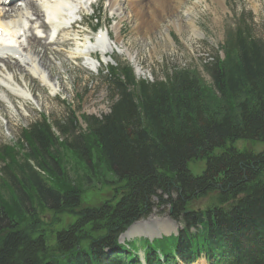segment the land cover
<instances>
[{"label":"trees","instance_id":"1","mask_svg":"<svg viewBox=\"0 0 264 264\" xmlns=\"http://www.w3.org/2000/svg\"><path fill=\"white\" fill-rule=\"evenodd\" d=\"M223 50L208 66L211 85L187 70L150 82L128 64L112 67L108 114L83 115L82 129L70 109L65 120L24 130L20 149L2 147L0 264H143L139 249L144 264H264V148L234 147L264 146V41L239 28ZM68 156L88 186L103 165L112 199L83 207L86 191L69 179ZM200 161L206 170L193 176L189 165ZM212 194L214 206L190 210ZM155 199L172 208L178 235L119 244L152 215ZM39 213L53 214V225L74 218L53 247Z\"/></svg>","mask_w":264,"mask_h":264},{"label":"rangeland","instance_id":"2","mask_svg":"<svg viewBox=\"0 0 264 264\" xmlns=\"http://www.w3.org/2000/svg\"><path fill=\"white\" fill-rule=\"evenodd\" d=\"M109 1L95 2L89 0V4H91L89 8L87 6L88 0H77L75 10L77 12L79 9L81 12L74 15V17L76 16L74 20L82 21V23H77L78 25L75 28H69L66 32L59 34L57 44L54 47L49 46L51 51L58 52L60 57H54L49 52L46 55V60L50 63L52 72L50 74V71L44 68L40 70L44 71L46 76L49 77L51 85L59 87L58 92L52 94V90L42 85L37 80L36 75H34V79L27 76L28 87L32 93V98L27 102H22L15 97L10 102L7 96L1 93L5 90H1L0 97L4 100V107H2V113L0 112V149L5 146L20 149L22 144H25L22 137L24 130L43 118L48 119L51 123L65 120L70 109L75 112L76 119H78L82 129H85L81 119L83 115L101 118L108 114L110 110L109 94L113 90L106 78L109 76L108 71L112 67L118 69L120 65L128 64L133 68L137 79H145L150 82L165 80L167 75H171L178 70H187L196 73L206 84L211 85L212 80L207 72L208 66L213 64L216 59H224L225 51L223 47L231 33L233 34L239 28H245L249 30L252 37L264 41V0H227V8L221 7L212 0H206L189 14L186 12L192 9L196 2L195 0H185L184 5L180 7L181 9H178V18L183 19L186 27L188 25L187 19L191 17L199 29L200 35L194 36L187 31L179 32L174 25L167 22H162L161 27L150 35H145L143 32L141 34L135 33V22L125 14L123 15L125 16L124 21L120 25V34L123 37L124 44L118 42L116 50L106 58L98 53L96 58L101 59L99 64L101 62L103 64L98 66V71L92 72L86 64L87 59H90V57L84 55L81 58L74 57L77 52L76 43L80 44L83 41L95 39L100 32H103V35L109 32L111 38L116 39L115 26L120 22V11L117 13V8L112 9ZM120 1L119 3L123 4L125 0ZM21 5L22 1H18L12 3L9 7H15L17 10L21 8ZM9 7L3 6L0 7V10ZM22 7L24 6L22 5ZM30 12L32 13V11ZM29 18L34 19L33 25L39 22V27L45 22L43 14H41L39 20H36L37 17L35 16ZM98 23L101 29L96 34L91 33ZM29 26L32 25L29 24L27 27ZM76 34L79 35L76 37L78 40L74 41ZM42 35H44L43 31ZM168 36L172 38V41L169 40ZM30 38V32L28 37L24 36L23 54L34 59V56L26 50V40ZM68 38L71 41L63 46L62 42ZM41 40L44 41L42 45H45V39L42 38ZM108 44L112 47L115 45L114 42H108ZM125 48L128 49L131 57L124 53L123 49ZM5 61L0 60V66L5 65L11 71H16L20 67L26 75L25 68L18 66L15 60ZM104 63L106 64L104 65ZM234 147L241 151L249 150L254 153L262 152L264 148L260 143L247 141L237 142ZM216 153H219V151ZM64 162L71 182L79 183L80 187L83 186L82 190L86 191L83 196V207H99L104 202L112 199L113 190L107 186L111 175L104 172L103 165L99 164L97 169L100 173L99 176L103 175V177L96 178L88 186V183L84 181L85 171L80 166L81 164L70 156L65 158ZM2 169L3 163L0 161V177L2 176ZM205 170V161L189 165V171L196 177L201 176ZM216 197V194H212L190 206V210L208 209L214 206ZM155 203L156 207L152 215L148 219L140 221L136 230L130 236H121L120 244L138 241V245H141V240L159 241L162 237L169 239L172 234L174 236L178 235L182 227L171 218V209L159 206L156 199ZM39 216L45 222L43 230L47 233L48 244L51 247L54 246L55 233L74 223V218L68 215L63 216L60 222L55 225L52 224L53 214L39 213ZM136 253L144 263L143 250L139 249ZM178 263L183 264L180 261ZM195 264H207V262L202 258Z\"/></svg>","mask_w":264,"mask_h":264},{"label":"bare ground","instance_id":"3","mask_svg":"<svg viewBox=\"0 0 264 264\" xmlns=\"http://www.w3.org/2000/svg\"><path fill=\"white\" fill-rule=\"evenodd\" d=\"M22 5L20 9L15 7L7 8L0 11V30L2 35L0 36V60H15L18 66L25 68L24 71L18 67L16 71H11L8 67L0 66V92L7 96V99L12 101L13 97L21 100L22 102H27L32 98V93L29 90L27 76L34 79V75L37 76V80L44 86L49 87L52 90V94L58 92L59 87L57 85H51L49 77L46 76L41 68L48 69L50 74L52 72L50 63L46 60L49 52H51L54 57H60L58 52H53L49 48L50 44L45 43L42 45L43 40L38 35L31 36L30 39L26 40L27 48L26 50L34 56V59L27 57L23 54L24 34L21 31L27 28L29 24L33 25V18L37 17L36 20L41 18V14L47 20L41 24V28L47 33H51L52 29H58L59 34L66 32L67 29H73L78 24H72L74 15L76 14L75 3L77 0H20ZM120 0H110L111 8H117L116 12L120 11V22L116 24L115 29L117 31L116 39L111 38V34L106 32H100L95 37V41L87 40L80 44L76 42L75 58H81L82 55L90 58H94L97 53L106 58L111 53L116 50L118 42L123 43V37L121 36V23L124 21L127 15L129 19L135 22L134 32L135 33H145V35H150L154 31L158 30L162 22H167L175 26L179 32L187 31L194 36L200 35V31L197 28L194 20L188 17V25L184 26L183 19L178 18V9L184 5L185 0H125L124 3L120 4ZM206 0H195L196 4L186 13H192L193 10ZM214 3L219 4L221 7L227 8V0H212ZM121 2V1H120ZM12 2H7L4 5L12 4ZM89 4V0H88ZM88 6V5H87ZM126 7V8H125ZM181 9V8H180ZM32 11V13L30 12ZM34 12V13H33ZM127 12V13H126ZM48 17V19H47ZM36 24V23H35ZM68 25H70L68 27ZM147 33V34H146ZM74 41L78 40L76 37ZM191 37V36H190ZM169 40L172 38L168 36ZM71 39H66L62 42L63 46H66ZM108 42H114V46L108 44ZM165 42L167 44L166 38ZM88 46V47H87ZM22 48V50H21ZM124 48V47H123ZM124 53L131 57L128 49H123ZM87 52V53H85ZM133 60V59H132ZM6 62V61H5ZM100 61L96 59H87V66L92 72L98 71V66ZM141 73V72H140ZM25 75V76H23ZM2 107H4V100L0 97V112L2 113ZM4 109V108H3ZM172 210V208H171ZM172 214V213H171ZM138 225V223H137ZM137 225H135L131 230H128L122 235V237L130 236L134 230H136Z\"/></svg>","mask_w":264,"mask_h":264},{"label":"water","instance_id":"4","mask_svg":"<svg viewBox=\"0 0 264 264\" xmlns=\"http://www.w3.org/2000/svg\"><path fill=\"white\" fill-rule=\"evenodd\" d=\"M170 213H172V210H171ZM137 223H139V222L134 223V224H133L128 230H130V229L133 228L135 225H137Z\"/></svg>","mask_w":264,"mask_h":264}]
</instances>
